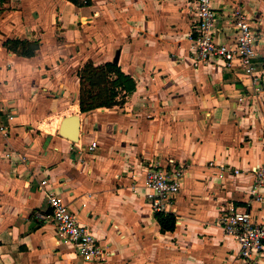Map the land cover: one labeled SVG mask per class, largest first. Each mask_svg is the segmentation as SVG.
<instances>
[{
  "label": "crops",
  "instance_id": "0c3cea01",
  "mask_svg": "<svg viewBox=\"0 0 264 264\" xmlns=\"http://www.w3.org/2000/svg\"><path fill=\"white\" fill-rule=\"evenodd\" d=\"M237 3L259 32L253 76L193 67L186 0H0V264H85L36 219L48 192L112 253L103 264H242L215 222L230 204L264 214L249 203L251 170L264 164V0H216L219 43L232 42ZM16 39L37 42L35 55L9 51ZM115 58L135 91L122 106L81 113L78 70ZM74 114L77 143L58 134ZM171 160L185 176L167 211L175 230L163 233L143 182Z\"/></svg>",
  "mask_w": 264,
  "mask_h": 264
},
{
  "label": "built area",
  "instance_id": "2783aa9c",
  "mask_svg": "<svg viewBox=\"0 0 264 264\" xmlns=\"http://www.w3.org/2000/svg\"><path fill=\"white\" fill-rule=\"evenodd\" d=\"M216 0H186L191 13L189 58L194 68L215 65L241 69L253 76L256 44L259 38L255 18L248 14L242 4H235L231 12L232 42H217L220 34L217 22L220 18L213 4ZM0 111L2 108L0 106ZM7 128L0 124V135L7 136ZM97 146L92 142L88 150ZM171 160L168 166L155 165L146 173L143 187L145 200L154 212H167L172 207L179 191L180 181L185 176L183 167H176ZM226 167V166H225ZM220 166V171H225ZM234 175L239 169L232 170ZM253 183L250 188V204H256L264 213V164L251 170ZM46 181L40 186L46 188ZM48 211L37 213L36 219L55 227L56 236L66 238L76 255L85 264H103L112 254L101 245L93 232L78 222L68 205L53 192L47 193ZM223 234L237 242V257L242 264H264V214L253 215L250 208L230 204L222 208L215 222Z\"/></svg>",
  "mask_w": 264,
  "mask_h": 264
},
{
  "label": "trees",
  "instance_id": "16d2710c",
  "mask_svg": "<svg viewBox=\"0 0 264 264\" xmlns=\"http://www.w3.org/2000/svg\"><path fill=\"white\" fill-rule=\"evenodd\" d=\"M77 7L90 5V0H67ZM9 51L22 57H33L39 48L37 42L7 40L4 44ZM79 79V110L88 113L99 108L122 106L128 95L136 89L134 79L124 73L117 61L95 65L86 62L77 72ZM155 220L161 231L173 232L176 217L169 212H155Z\"/></svg>",
  "mask_w": 264,
  "mask_h": 264
},
{
  "label": "water",
  "instance_id": "95a60500",
  "mask_svg": "<svg viewBox=\"0 0 264 264\" xmlns=\"http://www.w3.org/2000/svg\"><path fill=\"white\" fill-rule=\"evenodd\" d=\"M117 61V58L114 59ZM80 132V117L78 115H71L64 117L59 125L58 134L60 137L77 143L79 140Z\"/></svg>",
  "mask_w": 264,
  "mask_h": 264
}]
</instances>
